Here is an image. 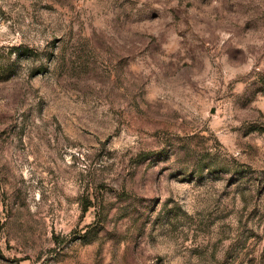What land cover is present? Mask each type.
Here are the masks:
<instances>
[{
  "label": "rangeland",
  "instance_id": "374dc122",
  "mask_svg": "<svg viewBox=\"0 0 264 264\" xmlns=\"http://www.w3.org/2000/svg\"><path fill=\"white\" fill-rule=\"evenodd\" d=\"M0 264H264V0H0Z\"/></svg>",
  "mask_w": 264,
  "mask_h": 264
}]
</instances>
